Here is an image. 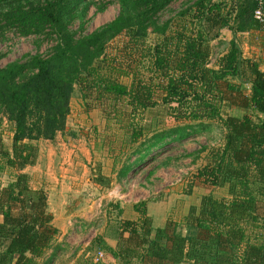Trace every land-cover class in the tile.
<instances>
[{"label": "trees", "instance_id": "16d2710c", "mask_svg": "<svg viewBox=\"0 0 264 264\" xmlns=\"http://www.w3.org/2000/svg\"><path fill=\"white\" fill-rule=\"evenodd\" d=\"M174 1L119 0L118 16L84 35L91 9L104 12L111 2L0 0V36L14 32L53 43L45 55L0 67V114L14 133L11 150L0 136V176L9 177L6 185L0 180V264H38L60 234L47 192L32 188L26 170L37 163L39 142L66 133L77 87L85 99L95 96L108 119L121 121L135 148L118 180L145 160L155 161L158 151L215 123L223 128L220 145L209 149L196 179L203 188L225 189V199L205 195L182 222L168 220L158 229L146 202L134 207L137 221L122 219L117 204V246L98 238L99 250L122 264H264V71L238 42L239 35L264 34L256 19L264 0H196L161 23ZM223 30L233 38L212 68L211 43ZM151 34L159 40L147 45ZM115 41L123 47L111 56ZM161 105L176 126L147 132L135 122ZM226 107L243 116L224 117Z\"/></svg>", "mask_w": 264, "mask_h": 264}, {"label": "rangeland", "instance_id": "374dc122", "mask_svg": "<svg viewBox=\"0 0 264 264\" xmlns=\"http://www.w3.org/2000/svg\"><path fill=\"white\" fill-rule=\"evenodd\" d=\"M106 1L111 4L104 12H98L95 7L91 9L84 35L91 34L118 16L119 0ZM195 1L175 0L168 10L160 15V22L165 23L170 19H176L179 12ZM78 28L77 23L73 29L78 30ZM239 37L238 42L244 56L253 57L264 63V34L245 39L242 35ZM232 38L230 31L223 30L221 37L211 43L212 68L216 67L217 61L225 54ZM43 39L36 36L23 38L14 32L1 35L0 67L3 68L9 63L24 60L37 53L47 54L53 43ZM158 40L157 35L151 34L146 42L147 45H154ZM123 43V41L113 42L108 49L109 55L117 54L123 47ZM120 81L130 84L128 79L122 78ZM94 97L93 95L90 99H85L80 87H77L72 100L68 129L65 133L67 136L62 135L56 144L50 142L38 144L40 148L49 150L51 155L55 153L52 155L49 173L51 180L48 184L51 196L49 212L52 211L56 216L55 225L60 229V234L50 250L51 256L49 251L44 259L38 261V264H97L94 260L99 257L100 251L104 252L105 256L99 262L108 264V259L113 257L108 252L99 250L95 241L100 238L105 245L116 248L117 241L114 235L117 230L118 218H116L117 210L115 209L117 204H120L123 209V219H132V221L135 216L137 217L135 205L144 202L147 206L151 204L149 210L153 214L154 227L157 229L163 228L166 220L182 222L189 207L199 203L203 196L211 194L209 192L220 200L227 197L225 189L202 188L196 179L198 170L207 163L209 149L221 143L223 128L220 124L215 123L205 133L197 134L185 142L175 143L158 151L155 154L158 157L155 161L149 162L150 158L145 160L129 178L118 180L117 174L122 164L133 156L135 148L133 149L134 146L132 147L128 142L129 137H126L122 129L121 121L114 115L108 119L105 110L99 106ZM121 108L125 112V108L123 106ZM229 115L241 117L243 113L226 107L224 117ZM135 122L147 132L177 125L167 116L166 109L162 105L137 117ZM13 134V126L5 116L0 114V136L8 150L12 149ZM64 138L69 141L66 148L81 147L88 154L75 163L61 165L63 169L60 170L55 157L57 153H60L58 157L61 159V153H65V150L57 151L56 148L58 144H63ZM46 145L49 147H45ZM58 148L63 149L61 146ZM116 159H118L117 164ZM76 163L86 168L80 165L76 167ZM64 169H68V172L64 173L65 177L60 178L59 172ZM27 170L26 173L29 174ZM36 174L34 173L31 177L32 188L39 187L41 182L40 177L35 178ZM100 176L106 179L105 185H100L98 182ZM0 180L3 185H6L9 181L7 173H3ZM57 180L61 181L60 184L65 181L60 196L57 194L59 191Z\"/></svg>", "mask_w": 264, "mask_h": 264}, {"label": "crops", "instance_id": "0c3cea01", "mask_svg": "<svg viewBox=\"0 0 264 264\" xmlns=\"http://www.w3.org/2000/svg\"><path fill=\"white\" fill-rule=\"evenodd\" d=\"M258 35H263V34H259V33H250V34H244V35H242L243 36V39H245V38H248V37H255V36H258ZM240 38V37H239ZM250 59H253V60H255V61H257L259 64H260V67H261V69H262V71H264V63H262L261 61H259V60H257V59H254L253 57H249ZM71 116V115H70ZM69 119H70V117H69ZM69 124V123H68ZM67 129H68V127H67ZM62 135H64V134H62ZM62 135H59L58 137H57V139H56V141L55 142H50V143H57L58 141H59V138L61 139L62 137ZM64 136H67L66 134L64 135ZM64 142H63V144H58V146H61L63 149H59L58 148V146H57V148H56V150L58 151H63V150H65V153H61V159H60V157H58L59 155H60V153H57V155H56V157H55V160L57 161V166H59V169L61 170V169H63L62 167H61V165H64V164H68V165H70V163H75V162H77L78 160H81V159H83V157H86L87 156V152L84 150V149H82L81 147H76V146H73V148H66V145L67 144H69V141L66 139V138H64V140H63ZM41 142H46V144L47 143H49L48 141H41ZM41 142H39L38 144H40ZM45 147H49L48 145H46ZM53 154H55V153H52V155ZM52 155L50 154V151L48 150V151H46L44 148H40V146H39V157H38V160H37V163H36V165L35 166H33V167H29L28 168V172H29V174L31 175V177L34 175V173H37L36 175H35V178L36 177H40V179H41V182L39 183V187H36V188H33V189H35V190H39V189H44L47 193H48V203H49V210H51V196H50V193H49V186H48V184H50V182H51V180H50V170H51V163H52ZM62 158H63V161H62ZM82 166L84 169L86 168L84 165H82V164H79V163H76V167L77 166ZM31 169L33 170L32 172H31ZM68 172V169H64L63 171H61V172H59V177L60 178H62V177H65V175H64V173H67ZM72 173V172H71ZM60 180H57L56 181V183H57V189H59V191H58V195L60 196V191H62L63 190V188H64V184H65V181H62V183L63 184H60ZM201 186V185H200ZM202 187V186H201ZM203 188V187H202ZM209 193H211V194H213L212 192H209ZM208 193V194H209ZM200 201H201V199H200ZM200 204V202L199 203H197L195 206H198ZM150 206H151V204H149L148 206H147V212H148V216L149 217H151V219H152V221H153V226H154V219H153V214L151 213V211L149 210L150 209ZM194 206V205H193ZM190 208V207H189ZM188 211H189V209H188ZM188 211H187V213H186V215L188 214ZM51 214L53 215V217L54 218H56V216H54V214H53V212L51 211ZM136 215H137V217L135 216L134 218H133V220L134 221H137L138 219H139V214L138 213H136ZM185 215V216H186ZM185 218V217H184ZM184 218H182L183 220H184ZM122 219H123V216H122ZM167 219V218H166ZM181 219V220H182ZM132 220V219H131ZM181 220H179V221H181ZM167 221L168 220H166V223H167ZM178 222V221H177ZM55 223H56V219H54V225H55ZM166 225V224H165ZM57 228H58V226L57 225H55ZM155 228V227H154ZM59 229V228H58ZM158 229V228H157ZM60 230V229H59ZM50 256H51V254H52V252L50 251ZM109 260V263L108 264H119L114 258H110V259H108ZM94 262H95V260H94Z\"/></svg>", "mask_w": 264, "mask_h": 264}, {"label": "built area", "instance_id": "2783aa9c", "mask_svg": "<svg viewBox=\"0 0 264 264\" xmlns=\"http://www.w3.org/2000/svg\"><path fill=\"white\" fill-rule=\"evenodd\" d=\"M256 19L259 20L261 23L264 24V10H258L256 12ZM99 257L95 258V262L98 263L99 261H101L104 258V252H99L98 253Z\"/></svg>", "mask_w": 264, "mask_h": 264}]
</instances>
